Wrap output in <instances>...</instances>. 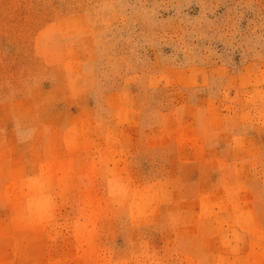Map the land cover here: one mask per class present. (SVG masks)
<instances>
[{"label":"rangeland","instance_id":"obj_1","mask_svg":"<svg viewBox=\"0 0 264 264\" xmlns=\"http://www.w3.org/2000/svg\"><path fill=\"white\" fill-rule=\"evenodd\" d=\"M0 264H264V0H0Z\"/></svg>","mask_w":264,"mask_h":264}]
</instances>
